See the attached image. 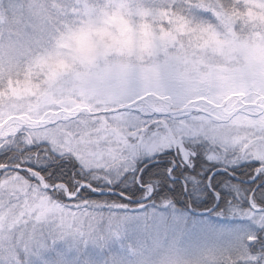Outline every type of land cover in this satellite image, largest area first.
<instances>
[{"label": "snow or ice", "instance_id": "snow-or-ice-1", "mask_svg": "<svg viewBox=\"0 0 264 264\" xmlns=\"http://www.w3.org/2000/svg\"><path fill=\"white\" fill-rule=\"evenodd\" d=\"M54 16L0 67V264H264V0H132L153 43L82 56ZM150 22V23H149Z\"/></svg>", "mask_w": 264, "mask_h": 264}, {"label": "clouds", "instance_id": "clouds-1", "mask_svg": "<svg viewBox=\"0 0 264 264\" xmlns=\"http://www.w3.org/2000/svg\"><path fill=\"white\" fill-rule=\"evenodd\" d=\"M85 3L86 0H80ZM132 0H102L91 4L74 22L64 26L63 35L79 49L82 56H90L105 49H127L153 43L155 26L145 28V21L129 7ZM0 0V67L9 68L34 31L54 16L52 0ZM150 23V22H149ZM254 46L264 49V36L255 38Z\"/></svg>", "mask_w": 264, "mask_h": 264}, {"label": "rangeland", "instance_id": "rangeland-1", "mask_svg": "<svg viewBox=\"0 0 264 264\" xmlns=\"http://www.w3.org/2000/svg\"><path fill=\"white\" fill-rule=\"evenodd\" d=\"M10 4L14 5V0H10ZM205 244L201 242L197 245L195 242L182 241L181 252L182 256L179 257L183 264H195L198 259L199 253L204 250ZM56 253H63L66 259L70 262H77V264H83V261L89 258H97L100 256V250L89 245L85 248L83 245H78L71 240H57L55 248L48 253L49 258L55 256Z\"/></svg>", "mask_w": 264, "mask_h": 264}]
</instances>
